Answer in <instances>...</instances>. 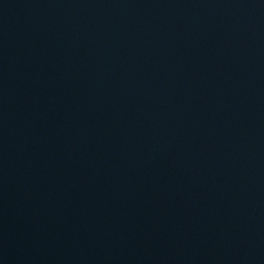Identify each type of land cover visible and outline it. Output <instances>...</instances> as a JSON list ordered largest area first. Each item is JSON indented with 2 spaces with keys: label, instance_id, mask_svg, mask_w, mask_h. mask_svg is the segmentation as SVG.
Instances as JSON below:
<instances>
[{
  "label": "water",
  "instance_id": "water-1",
  "mask_svg": "<svg viewBox=\"0 0 264 264\" xmlns=\"http://www.w3.org/2000/svg\"><path fill=\"white\" fill-rule=\"evenodd\" d=\"M0 264H264V0H12Z\"/></svg>",
  "mask_w": 264,
  "mask_h": 264
}]
</instances>
